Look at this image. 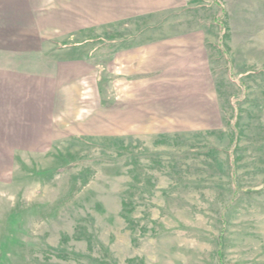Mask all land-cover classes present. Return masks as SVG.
Masks as SVG:
<instances>
[{
  "label": "rangeland",
  "instance_id": "obj_1",
  "mask_svg": "<svg viewBox=\"0 0 264 264\" xmlns=\"http://www.w3.org/2000/svg\"><path fill=\"white\" fill-rule=\"evenodd\" d=\"M220 1L232 78L214 0L170 8L154 33L190 39L107 98L106 31L81 61L57 62L73 39L52 27L0 57V264H264V0Z\"/></svg>",
  "mask_w": 264,
  "mask_h": 264
},
{
  "label": "crops",
  "instance_id": "obj_2",
  "mask_svg": "<svg viewBox=\"0 0 264 264\" xmlns=\"http://www.w3.org/2000/svg\"><path fill=\"white\" fill-rule=\"evenodd\" d=\"M49 1L0 0V53H7V55L0 54V57L16 58V55L21 53V50H17V42H25L27 36V42L30 44L33 34L37 43L42 42L40 39L49 27L59 30L61 36L65 38L75 40L83 36L82 39L75 41L88 39L87 33L106 31L108 34L105 36L108 38L105 39L104 48L105 51L109 49V55L106 56L104 52V58L109 57L111 71L109 73L108 65H105L103 69L99 66L95 75L98 89L100 86L99 92L102 95L107 93L106 98L107 95H111L112 84L118 81L135 82L146 79L137 77L143 73L153 75L158 73L160 67L166 68L169 65L168 43L175 42L176 39H180L178 42H186V39H190L185 35L154 33L161 29L158 27H162L161 30L166 32V29L172 26L169 19L174 15V10L170 8L182 4L181 0H178L179 2L177 0H53L51 5ZM187 4L189 5L188 0ZM165 10H169V13L149 28L152 30L146 29L134 34H118L119 28L125 27V24L142 21ZM155 28L157 29L154 30ZM93 43L94 41L88 39V42L67 47L57 44L51 53L55 55L59 63L81 61L93 53L95 49V46H92ZM66 53L71 55L66 56ZM116 55H121L120 63L115 62ZM115 63L117 66L113 67ZM145 66L150 70L143 72L141 68ZM14 85L15 90L25 87Z\"/></svg>",
  "mask_w": 264,
  "mask_h": 264
},
{
  "label": "trees",
  "instance_id": "obj_3",
  "mask_svg": "<svg viewBox=\"0 0 264 264\" xmlns=\"http://www.w3.org/2000/svg\"><path fill=\"white\" fill-rule=\"evenodd\" d=\"M216 5L219 7L221 14L217 15L215 18V23L219 26V35H218V45L220 47L221 53L226 57L227 59V65L229 67V70L231 71V78H232V70H233V63H232V58L229 56V52L228 49L225 47V45L222 44L223 40H224V35H225V28H226V24L224 21L225 15H226V8L224 6V4L220 1V0H214ZM89 39V38H88ZM88 39L82 40V41H75V40H71V41H66V42H61L60 46L62 47H67V46H73L76 44H81V43H85L88 42ZM223 45V46H222ZM231 127L233 128V130L235 131V137L232 139L231 143V148H229L228 154H229V158L231 160V166H232V178L233 180L236 179V169H235V159H234V148L236 146L237 143V128L236 125L232 122L230 123ZM219 258L221 259V252L219 250Z\"/></svg>",
  "mask_w": 264,
  "mask_h": 264
}]
</instances>
